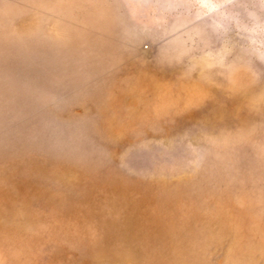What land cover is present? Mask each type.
Listing matches in <instances>:
<instances>
[{
	"label": "rangeland",
	"instance_id": "1",
	"mask_svg": "<svg viewBox=\"0 0 264 264\" xmlns=\"http://www.w3.org/2000/svg\"><path fill=\"white\" fill-rule=\"evenodd\" d=\"M0 264H264V0H0Z\"/></svg>",
	"mask_w": 264,
	"mask_h": 264
}]
</instances>
